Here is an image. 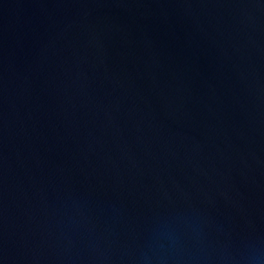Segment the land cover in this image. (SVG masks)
Segmentation results:
<instances>
[{
	"label": "water",
	"instance_id": "1",
	"mask_svg": "<svg viewBox=\"0 0 264 264\" xmlns=\"http://www.w3.org/2000/svg\"><path fill=\"white\" fill-rule=\"evenodd\" d=\"M0 264H264V0H0Z\"/></svg>",
	"mask_w": 264,
	"mask_h": 264
}]
</instances>
